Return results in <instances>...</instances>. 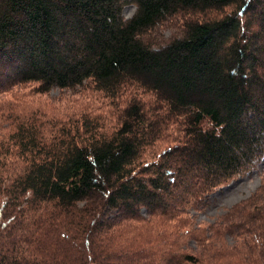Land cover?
Listing matches in <instances>:
<instances>
[{
	"label": "trees",
	"instance_id": "1",
	"mask_svg": "<svg viewBox=\"0 0 264 264\" xmlns=\"http://www.w3.org/2000/svg\"><path fill=\"white\" fill-rule=\"evenodd\" d=\"M26 86L118 120L51 123ZM263 159L264 0H0V264H264V176L196 215Z\"/></svg>",
	"mask_w": 264,
	"mask_h": 264
},
{
	"label": "rangeland",
	"instance_id": "2",
	"mask_svg": "<svg viewBox=\"0 0 264 264\" xmlns=\"http://www.w3.org/2000/svg\"><path fill=\"white\" fill-rule=\"evenodd\" d=\"M135 11L134 5L125 8L124 14L131 16ZM168 32H166V35ZM34 85V84H32ZM30 86L15 88L16 97L19 93L21 107L28 111H35L50 119L51 123H68L70 126L76 123L75 119L84 121L85 117L94 120L99 119L106 122L110 127L118 120V103L106 97L101 91L92 87L76 90H52L49 93L29 94ZM9 93H4L1 98L11 97ZM264 176V159L256 169L247 175L239 176L231 183L216 191L210 198V203L205 211L197 213V221L201 223L213 222L215 218L222 214L228 207L239 200L249 196L261 183ZM138 224V223H137Z\"/></svg>",
	"mask_w": 264,
	"mask_h": 264
}]
</instances>
